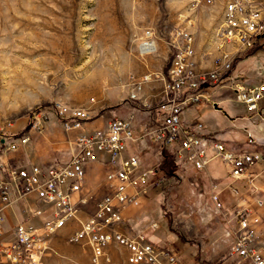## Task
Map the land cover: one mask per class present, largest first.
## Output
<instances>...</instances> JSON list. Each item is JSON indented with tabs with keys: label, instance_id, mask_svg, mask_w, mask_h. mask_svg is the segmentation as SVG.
I'll return each instance as SVG.
<instances>
[{
	"label": "rangeland",
	"instance_id": "obj_1",
	"mask_svg": "<svg viewBox=\"0 0 264 264\" xmlns=\"http://www.w3.org/2000/svg\"><path fill=\"white\" fill-rule=\"evenodd\" d=\"M220 17L219 2L193 7L188 0H0L2 156L23 166L67 161L77 132L62 128L56 117L58 105L85 108L91 116L94 106L114 110L126 108L124 105L129 101L137 113L123 110L122 117L132 120L134 126L141 117L145 123H154L170 65L164 39L176 27L186 28L194 36L196 73L209 72L222 54L213 38ZM147 28L155 32L158 47L154 54L140 57L138 40ZM260 56L236 58L230 71L232 77L245 80L264 75ZM147 73L152 74L151 78L140 81ZM132 80L140 82L141 89L137 90ZM145 86L152 88L147 94L157 90L158 96L140 97ZM132 92L136 98H130ZM197 104L200 103L186 108L182 114L189 113L190 122H200L203 129L211 125L220 131L228 129V136L240 141L264 135V119L259 116L234 121L235 115L246 113L245 105L234 99L217 108L213 104L200 105L198 115H194ZM38 106L44 107L34 114L35 122L39 123L28 131L29 141L15 151L6 150L8 139L21 136L19 131L26 127ZM164 151L161 144L150 139L140 143L138 154L145 164L142 167L158 165ZM208 152L212 154L211 150ZM169 158L176 164V176L151 186L143 208L128 225L142 231L157 245L173 246L184 264H218L231 248L234 220L231 210H218L210 195L217 193L227 207L231 195L227 190L213 191L205 177L189 164L176 162L174 156ZM101 159L106 161L105 155L88 166L92 183L108 171ZM208 166L211 171L223 174L219 158L211 160ZM238 187L244 194L251 187L248 191H252L250 195L254 199L261 195L260 189L252 185ZM22 203L14 206L8 229L22 219ZM49 214L50 210H46L30 223L40 225ZM53 240L60 242L64 253L75 255L72 261L68 256L60 261L55 258L57 252H53L48 264H88V256L76 244L68 243L63 235L57 234Z\"/></svg>",
	"mask_w": 264,
	"mask_h": 264
},
{
	"label": "built area",
	"instance_id": "obj_2",
	"mask_svg": "<svg viewBox=\"0 0 264 264\" xmlns=\"http://www.w3.org/2000/svg\"><path fill=\"white\" fill-rule=\"evenodd\" d=\"M188 1L193 7L221 4V17L213 36L222 49L220 61L209 72L196 73L193 34L180 26L172 30L164 39L170 65L156 105L158 116L154 123L145 126L142 134L136 132L132 120L117 116L105 128H88L87 109L58 105L56 117L62 128L77 132L67 161L23 166L10 162L0 152V264H48L54 252L52 240L63 229L70 230L65 240L80 247L88 256V264H184L173 246L155 244L143 232L129 227L123 218L127 206L141 209L151 186L163 181L159 166L144 168L137 155H124L127 145L141 138L163 147L178 144L174 160L199 171L211 159V148L212 157L219 158L226 169L230 179L228 191L234 198L241 196L237 182L251 185L257 175L253 168L264 171V149L233 150L203 133L200 122L189 125L181 120V112L191 105L203 101L215 104L212 94L220 88L229 90L247 112L258 110L264 97V79L240 80L232 77L230 71L234 60L249 48L259 46L264 50V0ZM137 47L140 57L157 51L156 34L151 28L143 31ZM151 76L144 74L140 81ZM132 81L137 90L141 89L140 82ZM135 92L130 93V98H136ZM35 121L34 115L32 126L39 123ZM28 131L8 139L6 150L15 151L27 143ZM246 145H256V141L249 137ZM103 155L109 165L104 194L94 198L86 188V169ZM93 200V209H89ZM210 200L218 210L223 209L217 193L212 192ZM19 202L24 205L22 219L8 229V215ZM262 204L261 200L256 201L258 207ZM46 210H50V216L40 225L30 223ZM232 217V245L218 264H264V244L258 231L260 219L240 204L235 205Z\"/></svg>",
	"mask_w": 264,
	"mask_h": 264
},
{
	"label": "crops",
	"instance_id": "obj_3",
	"mask_svg": "<svg viewBox=\"0 0 264 264\" xmlns=\"http://www.w3.org/2000/svg\"><path fill=\"white\" fill-rule=\"evenodd\" d=\"M255 54H260L261 55L260 59H259V63H262V65H264V50H260L259 52L255 53ZM256 78L264 79V75H261L260 77H247V79H245V80H255ZM151 89L152 88H150V86H145V90H143L144 92L141 91L140 94H139L140 97L146 96L145 94H147L149 92V90H151ZM220 89L221 90L214 91L213 94H212L213 95V100L215 102V104H213V105H214L215 108H217L218 106H221L222 104H224V103L228 102L229 100L233 99V95H232V93L229 90H227L225 88H220ZM150 94L152 95V97L153 96L157 97L159 92H157V90H155V91H152V93H149L147 95H150ZM199 103L200 104H197V107L194 109V112H195L194 115H198L199 108H200L199 106L200 105L211 104V103L205 102V101L199 102ZM132 104H133V102L126 101V103L124 105L126 108H120L119 107V108H116L114 110H112L110 108H102V107L94 106L93 108H91V110H92L91 111V116H90V119H89V121L87 122L86 125H87L88 128H105L107 126L109 120H111L114 116L122 117L121 113H122L123 110H126L128 112L130 110H132L136 114L137 113L136 112L137 108L135 106H133ZM191 106H193V105H191ZM191 106H189V107H191ZM219 109H221V107H219ZM245 111H246V109H245ZM182 112H181V120H182V122L184 124H189V125L190 124H194V123L190 122L189 113L187 114V112H186L185 114L184 113L182 114ZM111 113H113L114 115L112 114V116H110ZM154 116H153V118L155 119ZM252 116H259L260 118L264 119V97L260 101L258 110L256 112L249 113V112L246 111L245 116L235 115L234 121H236V119H244L245 117L249 118V117H252ZM123 118H125V117H123ZM143 119L144 118L141 117L140 123H137V125L134 126L135 130L137 129L136 132L139 133V134H142L145 126L149 124V123H145L144 121H142ZM139 128H141V129H139ZM227 130L220 131L219 129H217L213 125L207 127L206 129H203V126H202L203 133L210 134V135L214 136L216 139L224 142L227 147H229V148H231L233 150L264 149V135L260 134L256 139L254 138V140L256 141V146H248V145H246V141H240L239 139H236V138L228 136V134L226 132ZM72 133H74V132H72ZM145 140H147V139L146 138H141L137 143H134V144H130L129 143L127 145L126 151L124 152V155L125 156H127L129 154H135L137 156L139 155L138 157H139V160H140V154H138L139 153V149H140V143H143ZM209 150H211V152L213 154L212 149L209 148L208 151ZM212 154H209V152H208V156L209 157L211 156L210 157L211 159H209V161L207 162L206 167H205L204 170L199 171V170H196L195 168H193L191 165L190 166L193 169H195L196 171H198V173L201 174L202 178H203V176L205 177L206 184H208V187L210 186V188L213 191L217 190L220 193L223 190H227L228 191V184L230 183V179L227 176V172H226V169H225L223 163L221 162L222 163V167H223V174L219 173V171H216V170L211 171L209 166H208L209 163L211 162V160L215 159V157H212ZM101 161L103 163H106V165H107L106 167L109 170V165L107 164V159H106V161L101 159ZM140 162H141L142 165H145L141 160H140ZM88 169H89V167H87V169H86V174H87L86 175V188H87V190H89V192L91 194H93L94 198H99V197H101L104 194L103 182H104L105 175L102 178H100V179H97V180L94 179L93 183H92V180H90L88 178ZM253 171L257 175L254 177L253 182H252L251 185L253 187H255L256 190L260 189V190H258L259 193L261 194V195H259V198H255V199L252 198L251 195H250L252 191L251 192L248 191L249 189H251V187H248V190L245 191V194L242 191L240 192L241 196L239 198H234L233 196H231L230 197L231 200L229 201V206L228 207L222 202V200H221V202L223 203V208H229L231 210V214L233 213V210H234V207H235L236 204L237 205L240 204L243 207H248L251 210H253L255 212L256 216L258 217V219H260V223L258 225V231L260 232L259 238H260L261 243L264 244V171L260 170L259 167H254ZM213 182L216 183V185H214V187H212V183ZM254 182L257 184V186H255ZM237 186L247 187V184L245 182H237ZM257 200H261L262 201L263 204H262L261 207H258L256 205V201ZM93 203H94V200L89 203V209H93ZM141 209H137V208H135L133 206H127L124 209V211H123V218L125 219L126 223L128 224L129 220L131 218H133V216L137 212H139ZM14 211L15 210L13 209V211L9 213L8 218H7V223L10 221V217L12 216ZM80 215L83 216L84 213H81ZM7 223H6V228H7ZM69 231H70L69 229H63L59 234L63 235L64 237H66L67 234L69 233ZM136 231H138V230H136ZM52 245H53L54 253L56 254V252H57V254L55 256V258L57 257L56 259L61 261V259H63V258L68 256L69 259L72 261L71 257L74 258V256H72V255H75V254H72L71 256H69L66 253H64L63 250H61V248H60V242H57V241L53 240Z\"/></svg>",
	"mask_w": 264,
	"mask_h": 264
},
{
	"label": "trees",
	"instance_id": "obj_4",
	"mask_svg": "<svg viewBox=\"0 0 264 264\" xmlns=\"http://www.w3.org/2000/svg\"><path fill=\"white\" fill-rule=\"evenodd\" d=\"M261 50V48L259 46H253L251 48H249L247 50V52L244 53L245 56H250L252 54H255L257 52H259ZM44 106H38L35 107L32 114L30 115V118L27 122V125L25 128H23L22 130L19 131L18 135H23V133L27 132L30 127L32 126V123L34 121V114L35 113H39ZM2 142V139H0V143ZM178 144L175 145H167L164 146V150L167 151V153H165L166 151H164V153L162 154V159L160 160V162H158L157 166L160 167L161 170V174H162V179L165 180L167 177H173L176 176V164L174 162H172V160H170L169 157H173L174 151L177 149ZM169 153V154H168ZM155 164H152V166H154Z\"/></svg>",
	"mask_w": 264,
	"mask_h": 264
}]
</instances>
